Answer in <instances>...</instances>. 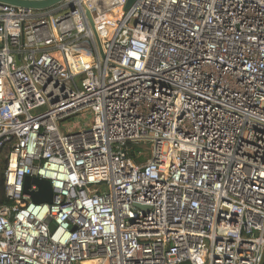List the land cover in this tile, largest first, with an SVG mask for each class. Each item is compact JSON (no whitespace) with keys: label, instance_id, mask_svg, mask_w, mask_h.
Instances as JSON below:
<instances>
[{"label":"built area","instance_id":"built-area-1","mask_svg":"<svg viewBox=\"0 0 264 264\" xmlns=\"http://www.w3.org/2000/svg\"><path fill=\"white\" fill-rule=\"evenodd\" d=\"M126 1L0 3V264H260L264 0Z\"/></svg>","mask_w":264,"mask_h":264},{"label":"water","instance_id":"water-1","mask_svg":"<svg viewBox=\"0 0 264 264\" xmlns=\"http://www.w3.org/2000/svg\"><path fill=\"white\" fill-rule=\"evenodd\" d=\"M64 0H0L2 4H8L19 8H30L35 10L48 9ZM134 0H127L124 8H128ZM69 8L72 10V5L69 3ZM89 24L96 36V41L100 49V41L97 37L94 22L91 19L89 13H87ZM34 184L36 190H31L29 186ZM23 192L28 194L30 199L36 203H51L54 198L53 190L50 186V181L48 179H42L38 177H28L24 178L23 182ZM260 264H264V249L262 251V260Z\"/></svg>","mask_w":264,"mask_h":264},{"label":"rangeland","instance_id":"rangeland-1","mask_svg":"<svg viewBox=\"0 0 264 264\" xmlns=\"http://www.w3.org/2000/svg\"><path fill=\"white\" fill-rule=\"evenodd\" d=\"M45 109V106L38 107L32 112H41ZM93 114L91 111L78 113L74 116L69 117L66 121V129L71 130V132L78 131L80 129L86 128L92 124ZM147 149V147H146ZM144 156V162L147 159V155L141 154ZM4 151L0 153V171L4 169ZM78 264V263H76ZM80 264H86L82 262Z\"/></svg>","mask_w":264,"mask_h":264},{"label":"trees","instance_id":"trees-1","mask_svg":"<svg viewBox=\"0 0 264 264\" xmlns=\"http://www.w3.org/2000/svg\"><path fill=\"white\" fill-rule=\"evenodd\" d=\"M146 146L148 145L144 143H132V142L125 145L127 155L130 158H132L136 164H140L144 161V156L141 154L139 155V153L145 151ZM3 170L0 171V205L10 204V201L5 197V193H4Z\"/></svg>","mask_w":264,"mask_h":264},{"label":"bare ground","instance_id":"bare-ground-1","mask_svg":"<svg viewBox=\"0 0 264 264\" xmlns=\"http://www.w3.org/2000/svg\"><path fill=\"white\" fill-rule=\"evenodd\" d=\"M97 10L102 11L103 10V7H101L100 5H98L97 6ZM83 262H85L86 264H94L93 261H91V260H86V261H83Z\"/></svg>","mask_w":264,"mask_h":264}]
</instances>
